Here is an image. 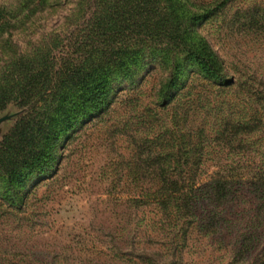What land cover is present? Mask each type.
Wrapping results in <instances>:
<instances>
[{
	"label": "rangeland",
	"instance_id": "374dc122",
	"mask_svg": "<svg viewBox=\"0 0 264 264\" xmlns=\"http://www.w3.org/2000/svg\"><path fill=\"white\" fill-rule=\"evenodd\" d=\"M17 3L0 0V10ZM87 8V0H48L33 21L0 39V60L2 52L25 53L56 36L69 51ZM175 9L185 18V37L210 46L222 83L208 85L185 55L150 51L129 78L113 83L106 99L110 111L59 137L47 166L26 169L12 182L0 173V264L262 263L259 199L242 182L223 202L209 201L207 182L211 166H264V132L237 134L226 146L216 140L227 123L242 117L233 107L240 93H224L226 84L260 90L264 98V0H178ZM198 105L201 113L190 114L183 127L180 112ZM24 115L15 103L0 110V118L8 116L0 123V142ZM169 139L179 146L189 142V156L206 153L202 162L190 158L174 165L207 166L208 172L196 190L198 221L183 230L170 229L146 205L149 156L162 157Z\"/></svg>",
	"mask_w": 264,
	"mask_h": 264
},
{
	"label": "trees",
	"instance_id": "16d2710c",
	"mask_svg": "<svg viewBox=\"0 0 264 264\" xmlns=\"http://www.w3.org/2000/svg\"><path fill=\"white\" fill-rule=\"evenodd\" d=\"M47 1L17 0L15 8L0 10V39L10 35L17 26L33 21L45 11ZM177 2L87 0L88 8L80 18L82 23L77 26V32L70 38L69 51H63L64 41L56 36L25 53L2 52L0 110L15 103L25 109V115L0 142V173L12 182L26 169L47 166L59 137L110 111V106L106 108L110 103L106 99L113 83L129 78L150 51L185 55L199 66L208 85L209 81L222 83L221 68L210 46L203 40L190 41L185 37V18L177 14ZM236 86L234 82L224 86L227 90L224 93L229 89L240 93L233 107L242 115L240 122L227 123L217 132L216 140L225 146L237 134L264 132L262 92ZM202 109L199 105L184 108L178 117L183 127L190 114L198 116ZM181 120L175 122L174 130L180 129ZM182 143L174 145L169 139L162 157L152 152L148 159L151 166H146L150 180L146 205L156 209L160 219L168 221L166 224L173 230H183L187 222L192 225L198 221L193 215L196 190L208 173L207 166H174L180 160L186 163L190 158L198 162L206 159L202 151L189 156L186 143H190ZM162 161L167 166H160ZM211 167L215 171L208 176L207 200L223 202L230 196L233 184L247 182L264 207V166ZM244 168L248 169L246 176ZM205 227L215 230L214 225Z\"/></svg>",
	"mask_w": 264,
	"mask_h": 264
},
{
	"label": "water",
	"instance_id": "95a60500",
	"mask_svg": "<svg viewBox=\"0 0 264 264\" xmlns=\"http://www.w3.org/2000/svg\"><path fill=\"white\" fill-rule=\"evenodd\" d=\"M8 119V116L6 117H3V118H0V123H2L3 121L7 120Z\"/></svg>",
	"mask_w": 264,
	"mask_h": 264
}]
</instances>
